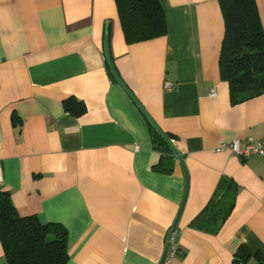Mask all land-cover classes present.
<instances>
[{
	"label": "crops",
	"instance_id": "1",
	"mask_svg": "<svg viewBox=\"0 0 264 264\" xmlns=\"http://www.w3.org/2000/svg\"><path fill=\"white\" fill-rule=\"evenodd\" d=\"M167 36L128 45L114 0H0V189L22 217L68 233L69 264H159L185 194L154 168L150 123L117 74L182 155L189 194L173 264H234L240 248L264 260V157L223 145L264 142V93L231 101L219 58V0H159ZM264 28V0H256ZM174 85L172 91L165 83ZM74 99L85 113L64 108ZM238 187L217 234L191 228L221 179ZM0 264H8L0 243Z\"/></svg>",
	"mask_w": 264,
	"mask_h": 264
},
{
	"label": "trees",
	"instance_id": "2",
	"mask_svg": "<svg viewBox=\"0 0 264 264\" xmlns=\"http://www.w3.org/2000/svg\"><path fill=\"white\" fill-rule=\"evenodd\" d=\"M114 1L128 45L167 36L165 12L159 0ZM219 4L224 19L220 75L229 85L232 103L239 104L264 93V28L256 0H219ZM64 108L76 117L85 113L84 105L74 99L66 100ZM150 133L155 149L162 152L154 171L171 175L175 157L152 127ZM237 191L232 180L221 179L208 204L192 221L191 228L217 234L235 208ZM0 243L8 264H69L67 230L58 224L43 225L35 217H22L10 193L1 189ZM250 258L249 251L242 246L234 264H247ZM257 258L258 264H264L260 256Z\"/></svg>",
	"mask_w": 264,
	"mask_h": 264
},
{
	"label": "water",
	"instance_id": "3",
	"mask_svg": "<svg viewBox=\"0 0 264 264\" xmlns=\"http://www.w3.org/2000/svg\"><path fill=\"white\" fill-rule=\"evenodd\" d=\"M109 30H110L109 29V26H107L106 27V31H105L104 48H105V55H106L107 64H108V67L110 69V72H111L113 78L123 88V90L127 93V95L135 103V105L138 107V109L142 112V114L148 120V122L150 123V125L152 126V128L156 131V133L160 136V138L167 145V147L169 148V150L171 151V153L176 158V160L181 165V167H182V169L184 171L185 183H186L184 199H183V202H182L181 207L179 209V212H178L177 218L175 220V223H174V225L172 227V230H171V233L172 234H178L179 222H180L181 217L183 215V212H184V209H185V206H186V202H187V199H188V194H189V173H188V169L186 167V164H185V161H184L182 155L179 153V151L177 150V148L174 145V143L167 137V135L157 126V124L147 114V112L144 110V108L137 101V99L133 96V94L129 91V89L126 87V85L123 83V81L121 80V78L117 74V71H116V69H115V67L113 65V62H112V59H111V56H110V48H109L110 36H109ZM170 246H171V243L168 242V244L166 245V248H165L163 257H162V259H161V261H160L159 264H165L166 259H167V256H168V252H169V249H170Z\"/></svg>",
	"mask_w": 264,
	"mask_h": 264
},
{
	"label": "built area",
	"instance_id": "4",
	"mask_svg": "<svg viewBox=\"0 0 264 264\" xmlns=\"http://www.w3.org/2000/svg\"><path fill=\"white\" fill-rule=\"evenodd\" d=\"M165 89L167 91H172L174 89V85L170 82H166ZM226 150L238 156L241 160H247L253 156L264 157V142L254 143L251 139H249L243 143L239 140H235L232 143L223 145L217 149L218 152ZM177 237L178 234L171 233L170 239L168 241L171 243V246L165 264H173L174 260L180 254Z\"/></svg>",
	"mask_w": 264,
	"mask_h": 264
}]
</instances>
